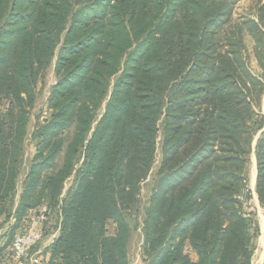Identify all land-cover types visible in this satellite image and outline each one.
Returning <instances> with one entry per match:
<instances>
[{
    "label": "trees",
    "instance_id": "obj_1",
    "mask_svg": "<svg viewBox=\"0 0 264 264\" xmlns=\"http://www.w3.org/2000/svg\"><path fill=\"white\" fill-rule=\"evenodd\" d=\"M237 1L0 0V216L15 192L38 77L56 56L50 114L37 131L15 224L45 200L60 217L50 249L59 264H129L125 211L152 166L161 123L143 261L250 264L251 213L239 196L251 198L246 165L263 126L254 107L264 78L248 67L244 33L264 69V0L255 18L231 24ZM71 126L63 163L43 179ZM254 154L264 205V132Z\"/></svg>",
    "mask_w": 264,
    "mask_h": 264
},
{
    "label": "rangeland",
    "instance_id": "obj_2",
    "mask_svg": "<svg viewBox=\"0 0 264 264\" xmlns=\"http://www.w3.org/2000/svg\"><path fill=\"white\" fill-rule=\"evenodd\" d=\"M261 3L259 0H238L232 15L231 24L237 23L241 21V19L245 16L256 17V10L258 4ZM244 57L247 61L248 67L250 71L258 76H263L264 78V69L259 65L257 58L254 53V42L250 35L245 31L244 33ZM55 65H56V56L52 58L47 68L42 71V73L38 77L37 87H36V101L33 107L29 109V119L27 124V133L23 141L22 146V161L19 166V175L16 179V188L13 193L11 200L6 202L4 209L6 211L0 216V245L4 242H11L13 235L17 232L22 224L27 213L23 215L20 220L16 223L14 219L13 212L15 210L16 203L19 202L20 195L22 194L24 179L27 173L30 170L31 164L33 162L34 154L38 149L39 138L37 137V131L40 126L45 124L46 119L48 118L50 111L47 108L49 98L51 96V91L53 86L56 83V73H55ZM120 71L116 76H114L108 86L107 94L105 99L103 100L101 106L98 109L97 119L101 117L105 110L106 102L108 101L110 94L112 92L113 84ZM255 112L259 115L256 119L259 120L260 116H263V126L257 130L253 142H252V151L249 155V159L246 165V176H247V185L250 193H253L252 185H251V177L256 172V165L254 166L253 160L255 159L254 154V146L256 144L257 138L264 132V93L261 95L260 103L258 106L254 107ZM73 135V127H69L65 130L62 135V149L58 153L55 158V164L50 168H47L42 173V178H46L47 176L56 172L58 167L63 163L64 152L66 150V145L70 141ZM162 124L160 123V131L157 137V149L154 157V161L152 166L148 172L146 178L140 184V190L138 195L136 196L134 206L129 210L125 211L127 223L130 227V236L128 240L127 247V255L129 259V264H146L142 259V244L144 240L143 233V225L146 209L149 207V201L152 193L155 190V187L158 183L159 179V168L161 164V145H162ZM82 161V154L78 156L77 162L75 163V167H78ZM257 173V172H256ZM75 171L67 177L64 181V186L60 194V199L67 196L70 188L75 183ZM251 195V194H250ZM252 198V197H251ZM45 199V198H44ZM39 210L30 211L29 214L33 212H38L43 210L46 214L49 213L51 217L53 216V210H49V207L45 200H42V203L38 204ZM44 207H43V206ZM252 209L248 217L251 218L253 240L252 244L254 246L253 253L251 256L250 264H263L264 263V205H262L259 200H251ZM3 209V210H4ZM9 211V213H8ZM249 212V211H248ZM109 224V230L112 231L113 224ZM262 255V256H261Z\"/></svg>",
    "mask_w": 264,
    "mask_h": 264
},
{
    "label": "built area",
    "instance_id": "obj_3",
    "mask_svg": "<svg viewBox=\"0 0 264 264\" xmlns=\"http://www.w3.org/2000/svg\"><path fill=\"white\" fill-rule=\"evenodd\" d=\"M247 190L249 191L248 185ZM250 192V191H249ZM247 211L252 209L251 198L245 200L239 196ZM47 215L43 210L25 216L18 231L13 235L9 245L8 264H48L43 262L37 246L45 235L44 224Z\"/></svg>",
    "mask_w": 264,
    "mask_h": 264
},
{
    "label": "crops",
    "instance_id": "obj_4",
    "mask_svg": "<svg viewBox=\"0 0 264 264\" xmlns=\"http://www.w3.org/2000/svg\"><path fill=\"white\" fill-rule=\"evenodd\" d=\"M253 162H254V166H255L256 165V158L253 160ZM255 183H256V172H255L254 176L251 177V185H252V189H253V193H251V197H252L251 199L257 200L258 197H257V193L255 191ZM17 204H18V202L16 203V206H17ZM16 206H15V208H16ZM33 210H39V209L36 206L33 209H29L26 213L29 214V212L33 211ZM49 210H51V208H49ZM14 213L15 212H13L14 219L16 220L17 216ZM46 215H47V219H46V222L44 224L45 235H44L43 240L37 246V250L39 251L43 262H46L48 264H59V261L56 257H53V258L51 257V251H50L51 246L53 245V243L55 242L56 238L58 237V235L60 233L59 213L57 212L56 209H53V216L54 217H51L49 215V213ZM9 245H10L9 241L4 242L0 245V264H8V262H9V257H8Z\"/></svg>",
    "mask_w": 264,
    "mask_h": 264
},
{
    "label": "bare ground",
    "instance_id": "obj_5",
    "mask_svg": "<svg viewBox=\"0 0 264 264\" xmlns=\"http://www.w3.org/2000/svg\"><path fill=\"white\" fill-rule=\"evenodd\" d=\"M253 176H254V174H253ZM262 256V255H261Z\"/></svg>",
    "mask_w": 264,
    "mask_h": 264
}]
</instances>
